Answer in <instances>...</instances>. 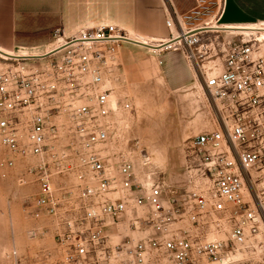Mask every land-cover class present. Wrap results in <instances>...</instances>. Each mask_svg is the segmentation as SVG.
<instances>
[{"label": "built area", "instance_id": "1", "mask_svg": "<svg viewBox=\"0 0 264 264\" xmlns=\"http://www.w3.org/2000/svg\"><path fill=\"white\" fill-rule=\"evenodd\" d=\"M226 2L194 0L190 11L166 21L180 34L163 48L190 49L211 127L191 142L184 187L167 185L146 155L139 171L131 142L117 135L119 112L132 107H118L108 80L120 47H144L140 39L101 25L70 39L55 30L54 47L40 55L0 50L2 167L14 170L36 160L28 170L39 186L36 218L60 211L55 176L77 170L81 182L67 193L65 205L75 217L58 237L62 256L56 264L100 260L109 246L110 258L124 256L131 264L154 258L216 263L264 233V39L261 33L226 39L229 29L209 28L231 26L221 23ZM211 6L210 23L187 29L191 14ZM210 33L217 36L209 42ZM213 59H222L220 68L217 60L209 68L203 64ZM133 145L140 149L138 141ZM19 182L24 185L25 177ZM121 231L123 244H114Z\"/></svg>", "mask_w": 264, "mask_h": 264}, {"label": "rangeland", "instance_id": "2", "mask_svg": "<svg viewBox=\"0 0 264 264\" xmlns=\"http://www.w3.org/2000/svg\"><path fill=\"white\" fill-rule=\"evenodd\" d=\"M213 11L215 6L200 8L197 14H191V18L185 21L187 29L210 23L207 19ZM229 35L223 36L229 39ZM215 36V33H210L205 37L210 42ZM189 50H179L180 57L171 62L176 70L170 75L150 54L131 55L127 62H123L119 53L117 70L108 80L118 107L122 103H129L132 107L130 111L119 112L122 123L118 126L117 135L131 142L129 145L137 169L143 170L142 159L148 156L153 169L162 173L164 182L171 187L186 185L191 142L196 135L211 128L202 104L203 91L195 83L194 60L188 59ZM216 60H206L203 64L209 68L213 65L209 62ZM221 62L222 59L216 61L219 68ZM2 64L0 60V66ZM186 75L192 77V84L177 87ZM135 141L139 142L140 149L134 148ZM3 157L4 149L0 143V264H56L62 256L58 237L65 232L66 221L75 217V212H69L71 204L65 205V201L67 193L77 191L81 183L77 170L65 169L64 174L54 177L55 194L61 203L58 215L45 212L36 218L33 200L38 195L39 186L36 177L28 173L29 165L35 164L36 160H26L14 170H6L1 165ZM21 176L25 177L24 185L19 182ZM68 202L72 203L71 200ZM71 209L73 211V207ZM226 234L220 237L226 239L230 233ZM125 235L121 231L113 237V243L123 244ZM209 236L219 235L209 233ZM109 248L112 247L106 248V254L100 260L87 264H131L124 256L110 258ZM149 264L169 263L164 258H154ZM203 264H264V233L252 237L238 252L225 256L221 261Z\"/></svg>", "mask_w": 264, "mask_h": 264}, {"label": "crops", "instance_id": "3", "mask_svg": "<svg viewBox=\"0 0 264 264\" xmlns=\"http://www.w3.org/2000/svg\"><path fill=\"white\" fill-rule=\"evenodd\" d=\"M193 7L194 0H0V50L11 55H40L54 47L55 30L70 39L101 25H114L129 37L160 47L179 32L167 27V19ZM221 23H264V0H227ZM168 50L123 44L119 58L127 62L131 55L150 54L170 75L176 70L171 62L180 57V49ZM192 82L186 75L177 87Z\"/></svg>", "mask_w": 264, "mask_h": 264}, {"label": "bare ground", "instance_id": "4", "mask_svg": "<svg viewBox=\"0 0 264 264\" xmlns=\"http://www.w3.org/2000/svg\"><path fill=\"white\" fill-rule=\"evenodd\" d=\"M183 28H185V24L183 23ZM209 28H214V29H229L226 30L229 33H244V34H255V33H261L262 38L264 39V23H258V24H246V25H231V26H227V27H220L218 25H211L209 26ZM175 29V28H174ZM177 32V31H176ZM175 32V33H176ZM203 32H208V30H203ZM203 32H201L200 34H202ZM179 32L176 33V36H179ZM199 34V35H200ZM198 35V34H197ZM198 36H194V38H197ZM7 53V52H5ZM8 55H11L10 53H8ZM4 57H8V56H4Z\"/></svg>", "mask_w": 264, "mask_h": 264}, {"label": "water", "instance_id": "5", "mask_svg": "<svg viewBox=\"0 0 264 264\" xmlns=\"http://www.w3.org/2000/svg\"><path fill=\"white\" fill-rule=\"evenodd\" d=\"M173 42V41H172ZM171 42V43H172ZM140 45H142V46H144V47H148V48H153V49H157V48H160V47H165V46H167V45H161L160 47H154V46H150V45H146V44H140Z\"/></svg>", "mask_w": 264, "mask_h": 264}]
</instances>
